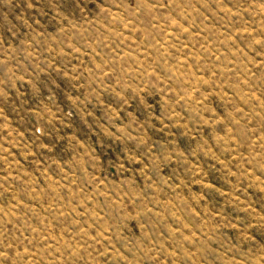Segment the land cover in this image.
I'll return each mask as SVG.
<instances>
[{"label":"rangeland","instance_id":"1","mask_svg":"<svg viewBox=\"0 0 264 264\" xmlns=\"http://www.w3.org/2000/svg\"><path fill=\"white\" fill-rule=\"evenodd\" d=\"M0 264H264V0H0Z\"/></svg>","mask_w":264,"mask_h":264}]
</instances>
